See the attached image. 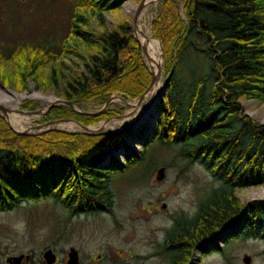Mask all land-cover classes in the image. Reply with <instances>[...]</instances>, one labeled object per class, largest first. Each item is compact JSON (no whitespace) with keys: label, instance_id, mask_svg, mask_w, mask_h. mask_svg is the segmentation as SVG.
Listing matches in <instances>:
<instances>
[{"label":"trees","instance_id":"trees-1","mask_svg":"<svg viewBox=\"0 0 264 264\" xmlns=\"http://www.w3.org/2000/svg\"><path fill=\"white\" fill-rule=\"evenodd\" d=\"M8 1L0 0V24ZM125 1L67 0L68 14L55 21L59 29L48 28L40 36L27 22L22 25L28 16L24 6L18 10L21 22L12 21L15 33L0 32V83L21 91L33 82L85 110L88 104L101 107L115 93L137 98L151 74L131 21L124 17L110 26L106 20ZM22 4L13 0L10 5ZM12 17L9 12L8 20ZM151 33L162 44L163 72L170 78L142 150L120 164L101 166L90 160L103 151L104 134L56 129L20 134L0 115V211L53 199L67 209L65 220L112 213L113 180L141 183L133 176L146 168L145 182L157 152L170 148L183 166L199 165L210 178L195 213L173 216L163 243L170 264H188L195 245L236 219L241 227L236 237L264 239V199L242 203L236 196L264 182V124L240 106L242 99L264 103V0H160ZM189 49L206 59L205 71H191L184 56ZM111 110L84 114L59 104L41 121L72 118L87 126ZM62 228L59 235L65 233Z\"/></svg>","mask_w":264,"mask_h":264},{"label":"rangeland","instance_id":"rangeland-1","mask_svg":"<svg viewBox=\"0 0 264 264\" xmlns=\"http://www.w3.org/2000/svg\"><path fill=\"white\" fill-rule=\"evenodd\" d=\"M12 1L9 0L8 7L3 10L2 16L6 21L3 20L4 23L0 24V32L15 33L16 27L12 21L21 22L18 10H23L24 6L28 7V16H23L22 25L27 22L32 34L38 36L44 34L48 28L59 29L61 24L55 21L62 20L70 10V4L67 0H22V7H12L10 5ZM139 1L127 0L122 4L118 13L106 15L108 25L114 26L121 18L129 17L133 36V16L132 10L128 6ZM159 4L160 1L152 9L151 17L146 22L145 29H148L150 33L151 22ZM9 12L13 15L10 21L7 18ZM6 36L3 34L4 38ZM141 55L148 68L142 51ZM184 56L192 72L193 69L198 71L207 69L206 59L201 54L189 49ZM71 60L77 61L75 57H72ZM161 78L163 85L167 79L163 72V56ZM3 88L17 93L32 94L38 92L45 96L52 95L59 98L52 90L37 89L33 82L28 84V89L25 91H19L13 87L9 88L0 83V90ZM115 94L131 101L121 93ZM24 101H34L31 109H24L25 111L44 110L50 104L42 99L26 97L21 100L19 109H21V103ZM158 102L154 111H157L160 100ZM88 105V111H97L100 108L97 105ZM240 106L245 115L264 124V103H258L254 99H242ZM108 109H112L113 114L88 126L94 128L104 124L97 131L96 129L93 130L97 134L105 135L102 141L103 151H113L112 157L120 162L124 158L125 147L135 143L132 142V138L137 133L141 136L146 134L147 139L153 133L151 132L150 135L142 128L136 129L135 127L118 130L124 127V124L118 123V119L129 110V105L120 99L111 102L106 111ZM133 115H135V111L131 110L129 116ZM42 116L44 115H29L25 126L44 123L41 121ZM66 125V123H60L54 127L56 130L65 132L82 133L80 127L69 128ZM154 125L155 121L153 128ZM128 130L131 132L129 133ZM137 144V152H140L143 143ZM113 146H117L119 149H113ZM157 154V163L149 172L145 182H143V178L146 168L133 176L134 179H140L141 183H128L127 180L119 178L113 180L115 202L112 213L102 212L95 216L75 214L69 220H65L67 209L53 199L38 202L30 201L13 210L0 211V264H8L7 257L19 254H29V264H46L42 257L46 248H51L56 255L54 264H66L67 251L70 246L79 250L80 264H170L171 260L163 243L167 230L172 226L173 216L190 217L195 213L199 199L204 194L210 178L208 172L199 165L183 166L185 162L176 155L174 149L164 148L159 150ZM160 167L165 168V174L162 179L158 180L156 177ZM236 196L242 203L264 199V182L257 187L240 189L236 192ZM61 228L65 229L64 235H59L57 232ZM53 229L55 231H52ZM237 230L235 232L232 229L218 231L213 241L207 240L208 242L195 245L192 248L188 264H247L243 261L245 256L249 257V264H264V239L252 235L246 238L243 236L236 237ZM225 239H228L226 243L224 242ZM223 248L224 250H222ZM98 253H102L103 257L100 256V258L93 260L92 258ZM152 254L154 256H151Z\"/></svg>","mask_w":264,"mask_h":264},{"label":"bare ground","instance_id":"bare-ground-1","mask_svg":"<svg viewBox=\"0 0 264 264\" xmlns=\"http://www.w3.org/2000/svg\"><path fill=\"white\" fill-rule=\"evenodd\" d=\"M159 1L160 0H140L138 3H132L128 6V8L132 10V16H133L132 23H133V27H135L134 35L137 38V40L145 46V50L147 53V55H145V61H146V64L149 70H151L154 73H159V70H160L159 67L162 66L161 47H160L159 41L152 36V34L149 32L148 29L147 30L145 29V26H146L147 19L151 17L152 9H154L157 6V3ZM138 46L140 47L139 44ZM164 83L162 85V78L160 77L149 88V90L143 95V97L140 100H137V98L142 93H144L147 88L137 98L131 99V101L126 102V104L129 105V110H127L124 116L118 119V123L124 124L125 128L121 127L120 129H118L119 131L125 130L129 127L131 128L135 127L136 129L142 128L143 131L145 130L150 135H151V132L153 133V130L155 129V125L153 128V124L158 116V111H154V107L157 103H159L158 102L159 95L164 86ZM27 89L28 88H26L25 90ZM26 97L42 99V100L47 101V103L54 102L57 99L52 95L45 96L38 92H33L32 94H28L25 92L17 93L13 90L6 89V88L1 89L0 90V107H3L7 110L6 118L9 121V123L17 130H24L30 127L29 125L25 126L30 114L24 111H21V110L27 109L22 106L23 102L21 103V109H19V104L21 100ZM131 110H133V112L135 111V115L129 116V113H131ZM28 111H33V110H28ZM48 111L44 115H46ZM62 124H65V123H62ZM66 124H67L66 126L69 128H72L73 126L75 127L77 126L74 123H66ZM103 125L104 124L100 126L103 127ZM97 128H99V126H96L92 129H97ZM128 132L130 133L131 131L128 130ZM146 137H147L146 134L145 136H141L137 133V135H135L132 138L133 139L132 142H135V143H131L130 145L125 147L124 157L130 156L132 154H138L137 152L138 144L137 143L139 142L144 143L148 139H150L152 136L151 137L149 136L148 139ZM112 148L116 149L117 146H113ZM118 149L119 148H117V150ZM112 152L113 151H108V152L102 151L98 153V155L93 157V159L90 160V162L93 164L101 165V166H104L107 163H113L115 165L122 163L123 159L122 161L117 162L116 161L117 159L115 160L112 157L113 156Z\"/></svg>","mask_w":264,"mask_h":264},{"label":"water","instance_id":"water-1","mask_svg":"<svg viewBox=\"0 0 264 264\" xmlns=\"http://www.w3.org/2000/svg\"><path fill=\"white\" fill-rule=\"evenodd\" d=\"M135 18V17H134ZM135 29V27H134ZM134 38L137 40V38L135 37V35H133ZM138 41V40H137ZM139 45H140V48H141V51L142 53H144V55H147L146 53V50H145V46L143 44H141L139 41H138ZM160 43V42H159ZM160 47H161V56H163V48H162V44L160 43ZM146 53V54H145ZM161 67H159V73H154L152 72L151 70L150 71V74H151V81H150V84L149 86L147 87V89L145 90L144 93H142L138 98L137 100H140L143 95L149 90V88L161 77ZM170 78V75L169 77L166 79L165 83H164V86L160 92V95H159V100L162 98V94L168 84V80ZM120 99L121 101L123 102H128L127 99L123 98V97H120L116 94H113L109 97V99L101 106V108L97 111H88V110H85L82 106L80 105H77L71 101H68V100H64V99H59L57 98L54 102L50 103L45 110H33V111H25V110H21V111H24L32 116H36V115H44L51 107L55 106V105H59V104H62V105H66L68 107H70L71 109H73L74 111H78V112H81V113H84V114H97V113H101V112H104L106 111V109L108 108V106L110 105L111 102L115 101V100H118ZM6 114H7V110L3 107H0V115L8 122V124L11 126V124L9 123V121L7 120L6 118ZM123 116V115H122ZM120 116V117H122ZM108 120V119H107ZM60 123H74L76 124L78 127H80L82 129V133H88V134H97V130L101 128V126H99V128L95 130H93L90 126H85V125H82L80 122L72 119V118H62V119H56V120H51V121H48V122H44L42 124H37V125H33V126H30L28 127L27 129H24V130H16L14 129L12 126V129L20 134H38V133H42V132H45L47 130H52V129H55V125L57 124H60ZM99 132V131H98ZM164 171H165V168L164 167H160L158 169V175H157V179L160 180L164 177ZM23 257V255H19V256H12L10 258H8V262L11 263V264H17L20 259ZM43 258L46 262V264H52L55 262V259H56V255L55 253L53 252V250L51 248H48L46 249L44 252H43ZM243 261L247 264H249V257L248 256H245L243 258ZM67 264H78V252L77 250L71 246L70 249H69V252H68V260H67Z\"/></svg>","mask_w":264,"mask_h":264},{"label":"flooded vegetation","instance_id":"flooded-vegetation-1","mask_svg":"<svg viewBox=\"0 0 264 264\" xmlns=\"http://www.w3.org/2000/svg\"><path fill=\"white\" fill-rule=\"evenodd\" d=\"M104 213H107V212H104ZM238 222V220L236 219L234 222H232V223H230V224H236ZM230 224H228V226L230 225ZM227 225L224 227V228H227L228 227ZM221 231L223 230L222 228L220 229ZM71 247V246H70ZM70 247L68 248V251H67V259H66V264H67V260H68V252H69V249H70ZM75 248V247H74ZM47 249V248H46ZM45 249V250H46ZM76 249V248H75ZM77 250V252H78V264H80V252H79V250L78 249H76ZM159 251V250H158ZM54 252V251H53ZM159 253H160V251H159ZM19 255H23V257L20 259V261L17 263V264H29V261H30V255L29 254H19ZM19 255H17V256H19ZM100 256L101 257H103V254L102 253H98V255H96L94 258H92L93 260L94 259H98V258H100ZM105 256V255H104ZM151 256H154V254H152ZM10 257H12V256H9V257H7V259H6V261L8 260V258H10ZM42 257H43V254H42ZM106 257L108 258V255H106ZM43 260H44V258H43ZM44 262H45V260H44ZM55 262H56V259H55ZM54 262V263H55ZM7 263L8 264H11V263H9L8 261H7ZM46 263V262H45ZM54 263H52V264H54Z\"/></svg>","mask_w":264,"mask_h":264}]
</instances>
